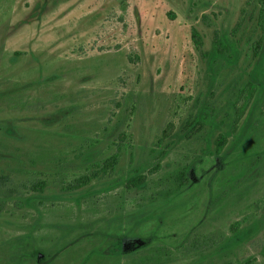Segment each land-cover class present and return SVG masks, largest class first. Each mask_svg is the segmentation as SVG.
Listing matches in <instances>:
<instances>
[{
    "label": "rangeland",
    "instance_id": "obj_1",
    "mask_svg": "<svg viewBox=\"0 0 264 264\" xmlns=\"http://www.w3.org/2000/svg\"><path fill=\"white\" fill-rule=\"evenodd\" d=\"M258 6L0 0V262L28 243L48 264H78L93 246L133 250L97 264H264ZM215 36L227 54L209 62ZM135 171L144 183L127 187ZM147 212L128 235V219ZM257 220L222 247L232 223Z\"/></svg>",
    "mask_w": 264,
    "mask_h": 264
},
{
    "label": "trees",
    "instance_id": "obj_2",
    "mask_svg": "<svg viewBox=\"0 0 264 264\" xmlns=\"http://www.w3.org/2000/svg\"><path fill=\"white\" fill-rule=\"evenodd\" d=\"M258 24L260 27H262V29H264V0H258ZM191 38L193 40V43L196 45V47H200L202 45V36L200 34V32L193 26L191 28ZM260 46V41L257 40L256 45L254 46V50L256 52L257 48ZM227 43L225 41L224 38L222 37H218L215 36L214 40H213V45L211 47L210 50L203 52L204 54L207 55L208 61L211 62L212 60H214L215 58L219 57V56H225L227 53ZM251 92H249L250 94ZM249 94H248V98H249ZM241 112H237L234 118V123L237 122V120L240 118ZM198 123H200V121H197ZM233 123V124H234ZM226 141V136H223V139H216V146L221 147ZM117 158H118V153L114 152L111 155H109L108 157L105 158V161L103 163L102 170L106 171L107 169H109L110 167H112L116 162H117ZM245 171H250L251 168L254 167V164L252 163V161H249L248 163L245 164ZM181 174H183V172H181ZM90 179L89 177H84L82 178V183H87ZM145 180V175L140 173L139 171H135L132 175L128 176L125 180V185L127 187H134V186H140L144 183ZM185 184V180L180 181L178 186H183ZM157 207V206H156ZM161 213H164V210H161ZM159 214V220L158 222H160L163 218L162 214ZM151 215V212H147L143 217L140 214L135 215L134 217L128 219L130 221L129 226L127 227V234L132 236L135 235L134 229L136 228L137 225H139L142 221H144V217H149ZM238 221L232 223L231 225V235H229L225 242L222 243V247H232L234 245H237L239 242H241L243 239H245L246 237H249L250 235H252L253 230L257 229V227H259V220L254 221L252 223H250L247 226H244L242 228L238 227ZM112 235V234H111ZM115 237L117 236L116 234L114 235ZM149 241L146 240V244H151L152 242H154V240H156V238H158L156 236V233L153 231L150 235H149ZM16 238H13L11 240H8L10 242H14ZM118 239V238H117ZM14 240V241H13ZM116 240V239H115ZM6 241V242H8ZM30 243V242H29ZM145 244V245H146ZM33 247H30V245L28 243H26L23 248L20 251H17L16 254L13 257L9 256V248H8V252H6L4 255L2 256L3 260L2 262H0V264H33L32 261L37 262L38 264H48L51 261V257L52 255H45L43 259H40L38 257L37 254H35L32 250ZM128 247H126L125 249H121V250H114V251H106L104 250V248L102 247H98V246H93L91 247L87 253L84 255V257L80 260V262L78 264H97L94 260H93V256L96 254H100V255H107V256H122V254H127L130 251L133 250H128ZM12 251V250H11ZM147 259H139L136 262H129V263H124V264H143L145 263Z\"/></svg>",
    "mask_w": 264,
    "mask_h": 264
}]
</instances>
